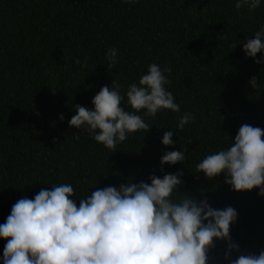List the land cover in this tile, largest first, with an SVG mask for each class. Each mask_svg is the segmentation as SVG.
Segmentation results:
<instances>
[{
  "label": "trees",
  "instance_id": "trees-1",
  "mask_svg": "<svg viewBox=\"0 0 264 264\" xmlns=\"http://www.w3.org/2000/svg\"><path fill=\"white\" fill-rule=\"evenodd\" d=\"M234 3L0 0V224L18 199H32L41 188L71 184L78 206L97 188L147 183L150 175L179 170L178 194L237 212L229 235L239 253L232 259L264 250V197L256 189L231 191L223 174L210 181L194 172L205 155L227 148L241 125L264 130V63L242 51L264 25V0L253 12ZM109 48L118 52L113 68L105 59ZM152 63L171 69L166 87L180 112L143 117L149 130L130 134L112 152L68 126L74 105L91 108L92 97L113 79L123 93ZM252 77L257 90L249 86ZM185 112L193 121L176 129ZM173 129V145H162V134ZM178 150L185 152L183 165L159 164L165 151ZM5 243L0 239V258ZM213 243L208 264H228L224 242Z\"/></svg>",
  "mask_w": 264,
  "mask_h": 264
},
{
  "label": "clouds",
  "instance_id": "clouds-1",
  "mask_svg": "<svg viewBox=\"0 0 264 264\" xmlns=\"http://www.w3.org/2000/svg\"><path fill=\"white\" fill-rule=\"evenodd\" d=\"M138 0H121L135 4ZM262 0H235L234 8L253 12ZM240 44V43H238ZM236 45L233 46V48ZM246 57L256 64L264 63V25L242 44ZM260 53V58L255 59ZM116 48L105 53L107 68L117 63ZM169 67L149 64L138 82L123 90L115 80L101 86L91 99V108L74 105L75 115L68 126L83 130L96 143L112 152L130 134L146 133L149 126L143 117L155 118L162 111L180 112L174 95L166 85ZM253 90L260 88L256 77L249 80ZM125 104L130 110H125ZM124 105V108L120 107ZM57 119L63 121L62 114ZM193 121L185 112L176 129L183 130ZM176 132L166 131L160 143L173 145ZM264 130L241 125L227 148L205 155L195 165V173L207 180L223 174L224 182L234 192L257 190L264 197ZM186 143H190L188 140ZM185 152L165 151L161 166L184 164ZM183 173H165L162 178L148 177L149 182L126 180L117 187L97 188L80 199L72 198L68 183L41 188L32 199L22 197L11 207L0 224V239H5L0 264H208L207 253L214 241H223V259L228 264H264V250L258 254H238L239 245L232 242L230 225L237 212L227 206L214 209L206 199L178 194Z\"/></svg>",
  "mask_w": 264,
  "mask_h": 264
}]
</instances>
